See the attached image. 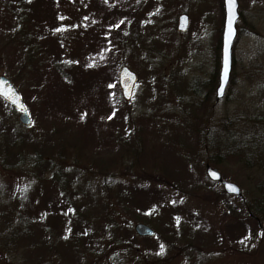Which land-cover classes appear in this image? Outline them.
Returning <instances> with one entry per match:
<instances>
[{"label":"rangeland","instance_id":"1","mask_svg":"<svg viewBox=\"0 0 264 264\" xmlns=\"http://www.w3.org/2000/svg\"><path fill=\"white\" fill-rule=\"evenodd\" d=\"M14 1L0 0V76L28 99L31 126L0 103V264H264V231L249 215L264 228V0H238L231 80L217 103L222 0L61 6L69 89L51 79L50 30L39 15L20 24ZM122 67L137 80L113 112L106 89ZM37 74L48 80L33 97ZM80 105L100 110L78 123ZM206 165L241 198L223 195ZM232 220L242 232L228 237ZM137 224L155 237H137Z\"/></svg>","mask_w":264,"mask_h":264},{"label":"water","instance_id":"2","mask_svg":"<svg viewBox=\"0 0 264 264\" xmlns=\"http://www.w3.org/2000/svg\"><path fill=\"white\" fill-rule=\"evenodd\" d=\"M223 23L220 39V61L218 73V85L215 90V102L221 101L225 96V91L231 80L233 67V47L237 38V22L239 20L238 0H235L234 7H230L227 0H222ZM231 20V33L229 29V21ZM188 17L181 15L178 17L177 31L186 32L188 28ZM136 76L128 68L122 67L118 73L117 83L124 101H129L136 83ZM0 98L8 103L11 107L20 112L18 121L24 126L31 125L30 118L24 106L22 98L12 83L3 76H0ZM205 175L207 179L222 187L224 193L230 197L241 198L240 189L233 183L226 182L222 179L221 174L214 168L206 165ZM232 189H235L233 191ZM253 220L257 221V225L262 229L257 218L249 214ZM134 233L139 238H152L154 232L143 224H137L134 227Z\"/></svg>","mask_w":264,"mask_h":264},{"label":"trees","instance_id":"3","mask_svg":"<svg viewBox=\"0 0 264 264\" xmlns=\"http://www.w3.org/2000/svg\"><path fill=\"white\" fill-rule=\"evenodd\" d=\"M14 3L17 4V7H16V9H17V19H18L20 24H22V23L29 24V20L30 19H31V21H30L31 24H34L33 20L35 18H37V15H39V16H41V20H40L41 25L44 24V25H42V28H47L48 30H50L49 34L51 35L50 36L51 38L53 37V39H52L53 41L52 42L54 43V46L52 48V52L50 53V61H51L52 65L54 63V65L56 64V66H57L56 70L55 71L53 70L52 72L53 73H58V75H59L58 78H51V79H56L57 85L62 87V89L63 88L64 89H69L70 86H72L73 81H75V80L72 77L74 75L71 74V73H69V74L67 73L68 75L64 74V76H63V74L62 75L59 74V72L63 73L64 70L66 72V70H68L67 66L70 65V63H68V62H67V64L65 62L62 63V61L59 59L60 54H61V48H60L61 39H59V37L58 38L55 37L58 34H60L58 32V28L56 27V24H57V22H60V21H58V19H60L58 17V15L60 14L63 6H64V9H65V6L68 5L70 8H73V9L76 8L77 11H78L80 9V1L79 0H34V1L31 0V2H29V0H25V2H23V0H15ZM61 6H62V8H61ZM78 6H79V8H78ZM219 7H220V10H221L222 9V4L221 3L218 5V9H219ZM221 13H222V10H221ZM108 14H110V12ZM116 15L117 14H115V16ZM115 16H113V17H115ZM106 17H107V19H109V15H107ZM65 18H68V17L65 16ZM109 25H110V27L112 26L111 22L109 23ZM55 29H56V32H55ZM21 30H22V33H25L23 43L24 44L26 43V47H28L27 41H31L33 37L31 35H28L26 33L27 30H25L23 27H22ZM108 39L110 41L109 36H107V37L103 36L102 38H100L98 40H99V43H100L101 40H103V42L106 43V41ZM75 42H76V40H75ZM218 42H219V46H220V39H219ZM88 45L89 44H86V47H88ZM108 45L109 44H107V46ZM72 50L75 51L74 49H72ZM91 52L95 56L98 53V50L92 49ZM31 53H33V47L31 48ZM73 53H75V52H73ZM107 53H108V50H107ZM65 65H66V67H65ZM215 68H217V69L219 68V53H218V51H217V55H216V58H215ZM40 78H42V79L45 78L46 80H48V78L46 76H44V75H41V74L40 75H38V74L34 75V77L32 79V81H33V83L35 85L34 92H32L30 94L33 97L34 96L38 97L39 96L38 89L41 86L45 85L43 82L40 81ZM60 87H58V88H60ZM119 92L120 91H119V89L117 87L116 79H115V76H114V81L112 83V86L111 87L108 86V88L106 89V93H107V96H108V99H109L108 102L112 106V109H110V110H112L113 112H115L117 110V101H118ZM27 100L28 99L26 98V99H24L23 102L26 103ZM0 103H2L3 105L5 104L3 101H1V99H0ZM81 106L82 105H80L77 109H80ZM7 107L9 108L10 111H13V109H11L8 105H7ZM99 110L100 109H98L96 111L86 112V110L80 109L79 112H76V113H79L78 123L82 120V116L88 115V113H89V116L91 115V116H95L96 117L98 115V113H99ZM57 121H59V119ZM64 123H66V122H64ZM222 193L224 195L223 190H222ZM207 198H208V196H207ZM258 204L260 205V207H259L260 210L264 213V201L262 200V202H258ZM191 219H193V218H191ZM232 222H233L232 224H230L229 226L226 227V232H227V236L228 237H231V234L234 235L235 231L238 232L240 230V232H242V228H241L242 224L236 223L233 220H232ZM192 225L195 226V222L194 221H193ZM190 227H192V226L190 225ZM200 227H202V229L205 231V234H209L210 231H213L211 228H209L207 226H204V225H201ZM187 228H188V226H187ZM198 230H199L198 233H202V230H200V229H198ZM261 231H263V230H261ZM245 232H246V230H245ZM246 234H247V232H246ZM198 235H196V237H197L196 241L201 242L199 240L202 239V238H201V236H198ZM150 240L151 239H148L147 241H150ZM132 244L133 243H128L127 242V245H126L127 249H130ZM123 246H124V243H121V245H116L115 248H113L112 251H108V253H112V252L114 253L115 251H117L119 248H122ZM241 253H239V255H241Z\"/></svg>","mask_w":264,"mask_h":264},{"label":"snow or ice","instance_id":"4","mask_svg":"<svg viewBox=\"0 0 264 264\" xmlns=\"http://www.w3.org/2000/svg\"><path fill=\"white\" fill-rule=\"evenodd\" d=\"M29 2H31V0H29ZM227 3L230 7H234L235 5V0H227ZM229 29H230V33H231V20L229 21ZM233 191H235V189H232Z\"/></svg>","mask_w":264,"mask_h":264},{"label":"flooded vegetation","instance_id":"5","mask_svg":"<svg viewBox=\"0 0 264 264\" xmlns=\"http://www.w3.org/2000/svg\"><path fill=\"white\" fill-rule=\"evenodd\" d=\"M11 112H12L13 114H15V115H17V114L19 115V112L16 111V110H13V111H11ZM18 115H17V116H18Z\"/></svg>","mask_w":264,"mask_h":264}]
</instances>
